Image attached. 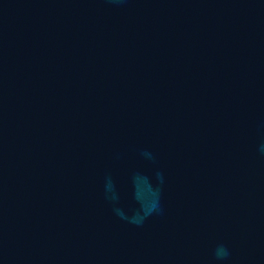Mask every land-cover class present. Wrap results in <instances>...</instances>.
I'll return each instance as SVG.
<instances>
[{
    "label": "water",
    "instance_id": "water-1",
    "mask_svg": "<svg viewBox=\"0 0 264 264\" xmlns=\"http://www.w3.org/2000/svg\"><path fill=\"white\" fill-rule=\"evenodd\" d=\"M0 264H264V0H0Z\"/></svg>",
    "mask_w": 264,
    "mask_h": 264
}]
</instances>
